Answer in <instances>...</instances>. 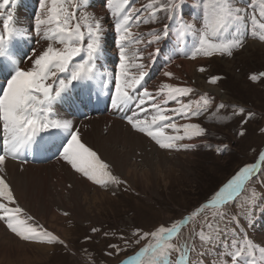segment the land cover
<instances>
[{
  "label": "snow or ice",
  "instance_id": "obj_1",
  "mask_svg": "<svg viewBox=\"0 0 264 264\" xmlns=\"http://www.w3.org/2000/svg\"><path fill=\"white\" fill-rule=\"evenodd\" d=\"M14 2L0 0V222L19 240L69 249L64 238L19 204L7 179L9 160L23 165L28 163L26 152L55 149L57 160L84 183L113 196L130 187L116 172L115 162L86 146L74 121L60 115L64 105L78 110L80 105L91 103L95 94L98 102H110L121 114L130 133L169 154L212 149L203 120L227 114L229 109L231 117L239 118L237 135H246L244 125L254 117L250 110L217 103L207 92L192 99L196 90L170 82L179 79L172 71H163L168 80L156 84L154 90L146 86V78L164 55L165 46L174 55L197 60L232 57L246 48L249 37L264 42V0H260L258 13L256 0H249L247 6L240 0H147L139 6L138 0H105L107 11L103 15L88 11L89 0H37L27 25L17 20L14 11H3ZM142 25L147 26V32L141 30ZM106 30L114 33L119 59L110 73L99 63ZM23 41L35 46L22 48ZM168 60L172 62L173 56ZM198 71L204 73L207 68L201 66ZM220 79L212 75L208 82L216 84ZM249 79H264V72ZM112 83L114 89L109 88ZM104 92L108 93L107 101L100 100ZM260 131L264 133V128ZM228 149L223 143L215 147L219 154ZM257 154L258 162L240 167L210 200L190 214L170 226L161 224L147 231L137 227L130 237L122 234L119 240L124 247L109 243L105 254L120 255L128 245L147 241L119 264H264V246L249 238L246 231L250 213L264 201V191L257 197L256 186L258 182L264 188V151ZM67 188L72 189L73 184ZM242 194L247 200H241ZM237 204L240 211L233 212ZM62 214L70 215L68 211ZM197 219L199 230L193 228L183 236L185 226ZM99 231L91 228L92 233ZM91 239L85 237V241ZM85 264H95V259Z\"/></svg>",
  "mask_w": 264,
  "mask_h": 264
},
{
  "label": "rangeland",
  "instance_id": "obj_2",
  "mask_svg": "<svg viewBox=\"0 0 264 264\" xmlns=\"http://www.w3.org/2000/svg\"><path fill=\"white\" fill-rule=\"evenodd\" d=\"M101 1H89L92 5L89 4L90 9L88 11L93 12L92 6L101 5L102 7L104 3L102 10L105 13L107 11L105 1ZM25 2L30 7L28 0ZM240 2L243 6H247L249 0H240ZM142 3H147V0H138L137 6ZM259 3L260 0H256L257 13L259 12ZM14 4L6 6L3 11H13ZM17 8L15 15L16 18H21L19 22L26 21L25 15L31 18L24 10L20 15L19 9L23 8ZM29 13L32 15L31 12ZM141 30L147 32L148 28L142 25ZM111 32L108 30V35ZM255 43L264 45V42L249 37L246 48L235 52L232 57H200L197 60H192L182 54L181 57L192 63V67L188 70L182 67L183 69L181 68L177 76L179 79L174 80L176 84L187 85L196 90L197 95L191 97L192 99H196L199 94L207 92L216 98L217 103L240 105L254 113L251 122L244 125L247 130L244 137L237 135L240 128L239 118L231 117V109L228 110L227 114H221L215 118L209 116L203 120V124L209 129L210 136L208 139L213 144V148L200 147L194 151L184 152L182 155L185 160L180 163L174 161V165L169 167L166 164L157 165L158 154L156 151L158 149L148 139L129 131H123V134L135 136V139L138 138L142 144L141 146L135 145L134 148L125 140L114 144V146L117 145L116 148L119 151H122L119 154L124 153L120 161H125L123 163L131 171V174L130 172L128 174V170H121L122 167L119 169L121 172L116 171L128 180L130 185L128 190L120 189L117 191V195L113 196L111 192H105L92 186L94 188L91 187L88 191L90 196H95L98 190L104 192L106 197L102 201H97L95 196L90 201L91 204L88 205L90 213L97 216L91 223L82 222L71 215L66 217L62 214L64 211L61 210L60 215L64 217L61 226L66 230L67 237L65 240L69 244V249L50 245V249L44 258L21 257L17 260L14 258L8 260L3 257L0 258V264H85L86 260L92 258L95 259V264H119L121 260L135 255L147 241H142L140 245H128L126 251L111 257L105 254L109 251L107 247L109 243H120L121 247H124L119 236L124 234L130 237L132 231L137 227L147 231L161 224L170 226L173 221L182 219L194 211L196 207L210 200L214 192L227 183L240 167L258 162V151H264V133L260 131L261 128H264V79L253 82L249 77L264 72V46ZM113 50L118 61L114 43L110 47L107 46V52L110 53ZM111 62L114 61L111 60ZM201 66L206 67L207 71L199 72L198 69ZM212 75L221 77L218 83L211 84L208 82V78ZM154 77L148 80L151 81ZM146 86L148 85L146 84ZM149 88L154 90L151 83ZM208 88H213L216 92L215 90L210 91ZM97 128L103 129L102 127ZM100 133L102 136L107 134L106 131ZM95 138L94 136L93 140L90 141L93 147L90 144L87 146L103 155L96 145V140H101ZM82 142L85 143L83 138ZM221 143L229 145V149L223 154L215 151L216 145ZM174 156V154L168 155V157ZM106 160L110 161L107 158ZM62 167L65 168L63 165ZM256 186L258 189L257 197H259L260 191H264V188H261L258 182ZM241 200H247V197L242 194ZM90 206H93L94 209ZM240 207L241 205L237 204L232 207V211L238 212ZM207 214L210 216L211 211L209 210ZM93 227L100 231L92 233L91 228ZM199 227V219L194 220L185 226L182 234L187 236L193 228L199 230ZM240 231L244 232L245 229L241 228ZM246 231L249 238L264 246V233H262L264 231V201H260L256 205L254 214L250 213ZM104 233H109V236L105 237ZM86 236H91L92 239L85 241ZM175 256L174 253L173 257L175 258ZM193 259H195V254H193ZM257 261L259 262L258 254Z\"/></svg>",
  "mask_w": 264,
  "mask_h": 264
},
{
  "label": "bare ground",
  "instance_id": "obj_3",
  "mask_svg": "<svg viewBox=\"0 0 264 264\" xmlns=\"http://www.w3.org/2000/svg\"><path fill=\"white\" fill-rule=\"evenodd\" d=\"M25 1L27 0H18L15 3L13 6L14 14L16 9L18 10L17 7H22L23 9H19V14L22 15V10H24L32 18V15H34L37 9V0H28L30 7ZM100 1L101 0H98V2ZM89 4L92 5L90 2ZM103 5L104 3L102 4V7ZM102 7L101 5H98L97 7L92 6L91 9L93 13L97 15H103L104 11L102 10ZM29 12H31L32 15H30ZM25 18H27L26 21L22 23L20 22L23 25H27L29 21H31V18H29L27 15H25ZM17 20L20 21L21 18H17ZM106 31L108 32V30ZM112 34L114 33L111 32L109 35L108 33L106 34L105 45L111 44L114 41ZM111 39L113 40L111 41ZM24 42L25 41L20 42L19 46H25ZM255 44L264 46L258 43ZM31 46L35 45L33 44ZM113 53L114 51L111 55L115 57ZM109 55L110 54L106 52L104 47V52L99 62L102 70H104V65H106L108 62ZM170 55L173 56L172 62H169L168 60ZM181 55H174L170 51L169 46H165L164 55L158 58L157 62L150 69L149 77L146 78L148 87L150 86V83L151 86L154 87L156 84L162 81H167L168 78L163 77L162 75L163 71L165 70L172 71L176 76H178L182 67L187 70L190 69L192 67V63L185 61ZM196 62L198 63V61ZM117 66H114V68ZM152 77H154V81L151 80V82L148 79ZM0 78L3 79L2 76H0ZM170 82L175 83L174 80ZM109 85V88L114 89V83ZM208 90L214 91L215 89L208 88ZM60 115L66 116L67 118L74 121L75 127L80 130L81 140L83 138L86 146L91 143L90 141L93 140L94 136L99 138L101 141H98V139L96 140L98 150L103 154L102 157L115 162L116 171L122 167L121 170L126 169L128 170V174L129 172L131 174L129 167L124 164L125 161H120L124 153L119 154L121 150L119 151V149L116 148L117 145L114 146V144L122 142V140H125L130 145H133V148L135 145L141 146L142 144L137 137V139H135V136H128L122 133L123 131H128V129L125 123L121 120L120 113H116L111 108L108 113H104L101 116L94 115L80 119L72 117L70 114L64 112V110L61 108ZM97 127H102L105 130H101ZM101 131H106L107 134L102 136L100 133ZM85 138L87 139L85 140ZM90 145L93 147L92 144ZM156 152L158 154V162H156L157 165L166 164L170 167V165H174V161L180 163L185 160V157L182 155L184 152L174 153V157H168L169 153L167 154L161 150H157ZM154 167L156 168L155 165ZM7 179L13 185L15 189V195L18 197V202L25 209V211H27L30 215H34L40 224L44 225L50 231H54L55 233L59 234L64 239H66L67 233L66 230L61 226V221L64 220V217L60 215L61 210L68 211L72 217L78 218L82 222L91 223L97 216H94L92 213H90L88 206L91 204L90 201H92L95 196V200L97 201H102L104 197H106L104 192H99L98 190L96 191L95 196H90L88 191L92 186L84 183L79 177L73 176L66 167L63 169L62 164L57 160V158L51 162L40 165H32L30 163L22 165L19 162L9 160L7 163ZM69 183L73 184L72 189L67 188ZM93 188L94 187H92V189ZM90 207L93 208V206ZM262 233H264V231ZM49 249L50 245H33L19 240L6 230L3 222H0V258L4 257L8 260L9 258H14V260H17L21 257H28L32 259L44 258L46 257Z\"/></svg>",
  "mask_w": 264,
  "mask_h": 264
}]
</instances>
